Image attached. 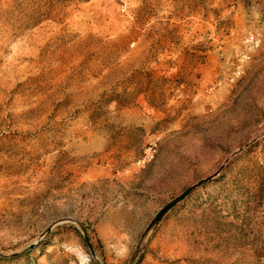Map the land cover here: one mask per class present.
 I'll list each match as a JSON object with an SVG mask.
<instances>
[{
    "label": "rangeland",
    "instance_id": "obj_1",
    "mask_svg": "<svg viewBox=\"0 0 264 264\" xmlns=\"http://www.w3.org/2000/svg\"><path fill=\"white\" fill-rule=\"evenodd\" d=\"M0 264H264V0H0Z\"/></svg>",
    "mask_w": 264,
    "mask_h": 264
},
{
    "label": "water",
    "instance_id": "obj_2",
    "mask_svg": "<svg viewBox=\"0 0 264 264\" xmlns=\"http://www.w3.org/2000/svg\"><path fill=\"white\" fill-rule=\"evenodd\" d=\"M171 206V205H170Z\"/></svg>",
    "mask_w": 264,
    "mask_h": 264
}]
</instances>
